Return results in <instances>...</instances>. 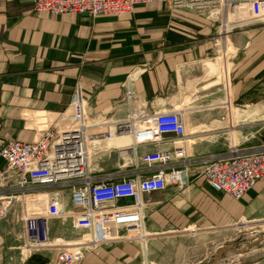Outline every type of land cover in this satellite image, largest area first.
<instances>
[{"label": "crops", "instance_id": "obj_1", "mask_svg": "<svg viewBox=\"0 0 264 264\" xmlns=\"http://www.w3.org/2000/svg\"><path fill=\"white\" fill-rule=\"evenodd\" d=\"M228 19L166 3L137 6L119 17L54 16L34 12L31 2L0 0V148L9 140L37 138L40 113L52 122L70 115L80 90L89 134H110L89 141L92 170L100 180L118 181L142 175L140 157L173 148L172 136L165 143L137 144L135 125L162 111L181 112L187 124L186 159L173 164L184 170L183 185L169 183L164 192L143 196L151 215L148 231L176 232L88 249L82 264H159L164 258L187 264L192 248L175 246L186 233L264 227V177L235 200L204 176L208 160L230 158L235 149L264 151V24L232 29ZM130 117L131 129L118 132L115 124ZM239 118L252 123L234 125ZM94 164H114L115 170L102 173ZM2 168L0 201L17 200L21 192L0 160ZM26 193L41 195L44 211L48 200L60 199L64 215L51 220L42 214L50 244L39 250H26L23 225L19 234L0 224V264H27L33 255L51 264L60 250L88 248L72 228L77 211L68 189L33 186ZM225 251L242 256V249L225 248L211 264L216 258L219 264Z\"/></svg>", "mask_w": 264, "mask_h": 264}, {"label": "built area", "instance_id": "obj_2", "mask_svg": "<svg viewBox=\"0 0 264 264\" xmlns=\"http://www.w3.org/2000/svg\"><path fill=\"white\" fill-rule=\"evenodd\" d=\"M31 2L36 13L99 16H123L137 6L166 3L171 8H182L186 0H18ZM198 12L210 11L217 18L222 8L231 10L234 17L232 29L247 25L264 24V0H188ZM222 5V6H221ZM210 6V7H208ZM244 12L243 18H235V12ZM72 113L52 122L48 113L36 116L37 138L32 141L9 140L0 148V160L5 163L7 179L20 190L15 200L7 197L0 204V218L5 217L11 200L25 204L26 192L33 186L51 185L68 189L70 202L77 211L72 216V228L82 235L88 248H75L57 252L51 264H82L87 250L122 242L145 240L151 235L163 236L176 232L161 230L149 232L150 214L143 203V196L164 192L169 183H184V170L174 168L177 160L187 155V124L179 111H162L152 120H143L136 131L137 144L165 143L169 136L172 150L152 152L140 157L145 166L134 178L114 181L98 179L90 164L89 141L110 137L89 134V118L86 115L81 91L74 95ZM229 111V110H228ZM224 116V120H226ZM133 117L116 125L118 132H126L133 125ZM170 171V173H168ZM204 176L207 182L235 200L242 199L257 181L264 177V151L242 154L234 150L230 158L208 160ZM129 200L130 204H123ZM42 201L39 202L41 205ZM16 204V203H15ZM60 199L48 200L45 216L51 220L63 217ZM27 242L26 247L37 249L49 247L50 238L42 215L36 210H25L21 218ZM151 223V222H150ZM88 237V239L86 238ZM229 264H250L235 259Z\"/></svg>", "mask_w": 264, "mask_h": 264}, {"label": "rangeland", "instance_id": "obj_3", "mask_svg": "<svg viewBox=\"0 0 264 264\" xmlns=\"http://www.w3.org/2000/svg\"><path fill=\"white\" fill-rule=\"evenodd\" d=\"M18 1V0H15ZM21 2V1H20ZM222 6V5H221ZM173 10H180L185 9L187 11H191L192 13L197 14V10L193 3L191 1L186 0L185 4L182 8H172ZM205 14L208 17L216 18L214 14L210 13V11L205 10ZM201 15V14H200ZM217 19L223 17L226 18L228 21L230 18V21H235L234 17L232 15L231 10L228 8H222L218 12ZM236 26V25H232ZM230 55H233L235 50L231 46L230 48ZM221 51V50H220ZM223 52V51H222ZM229 55V56H230ZM232 58H230L231 60ZM229 114V113H228ZM225 121V120H223ZM226 124L227 127H231L232 124H230V118L229 116L226 118ZM246 123H252V121H243V119H237L234 123V125L241 126ZM255 122V121H254ZM237 140V139H236ZM98 165L99 170H102V173H109L114 171L115 166L114 164H94ZM5 169V168H4ZM2 168L3 171L4 170ZM42 200V196H26L25 200V206H28V211L33 212L37 211L41 215L44 214V207L41 205L39 206V202ZM7 201V199H2L0 201V204L2 202ZM16 203V204H15ZM23 208L24 205H22L21 202L11 200V204L8 208L7 214L5 217H1L0 224L2 225H12L16 231V233L22 232V221L20 219L22 218L21 215H23ZM195 234H197L195 236ZM186 233V237L182 238L180 241L182 243L176 244L175 246H188L192 248L193 253L191 258H189L187 264H211L213 258L223 249L225 248H231V249H242V251L239 253V258L234 256L235 253H232L230 251H225V254L222 256V261L219 264H229L232 259H239L242 261H245L250 264H258L259 262H264V227L259 226H244V229H242L240 232L236 231H229L227 233L225 232H217V231H209V232H199V233ZM166 235H172V234H166ZM88 239V237L86 236ZM25 250V246L23 248ZM26 250L28 251L29 248L27 247ZM173 259V258H172ZM162 261V260H161ZM165 261H167V258H164V261L159 264H167ZM159 262V261H158ZM157 262V264H158Z\"/></svg>", "mask_w": 264, "mask_h": 264}, {"label": "trees", "instance_id": "obj_4", "mask_svg": "<svg viewBox=\"0 0 264 264\" xmlns=\"http://www.w3.org/2000/svg\"><path fill=\"white\" fill-rule=\"evenodd\" d=\"M48 263H49L48 259L39 255H33L27 264H48Z\"/></svg>", "mask_w": 264, "mask_h": 264}, {"label": "bare ground", "instance_id": "obj_5", "mask_svg": "<svg viewBox=\"0 0 264 264\" xmlns=\"http://www.w3.org/2000/svg\"><path fill=\"white\" fill-rule=\"evenodd\" d=\"M245 16L244 12H241V11H237L235 12V18L237 19H240V18H243ZM44 226L46 227V222H44Z\"/></svg>", "mask_w": 264, "mask_h": 264}, {"label": "water", "instance_id": "obj_6", "mask_svg": "<svg viewBox=\"0 0 264 264\" xmlns=\"http://www.w3.org/2000/svg\"><path fill=\"white\" fill-rule=\"evenodd\" d=\"M217 261H218V260H217V258H216V259L214 260V264H217Z\"/></svg>", "mask_w": 264, "mask_h": 264}]
</instances>
